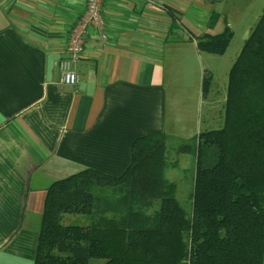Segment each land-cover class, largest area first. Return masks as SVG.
Masks as SVG:
<instances>
[{
    "label": "crops",
    "instance_id": "crops-1",
    "mask_svg": "<svg viewBox=\"0 0 264 264\" xmlns=\"http://www.w3.org/2000/svg\"><path fill=\"white\" fill-rule=\"evenodd\" d=\"M85 3L0 0V264H33L53 182L88 168L120 176L138 137L179 145L198 134L182 60L223 30V0H104L107 38L90 31L66 86L56 64Z\"/></svg>",
    "mask_w": 264,
    "mask_h": 264
},
{
    "label": "trees",
    "instance_id": "trees-1",
    "mask_svg": "<svg viewBox=\"0 0 264 264\" xmlns=\"http://www.w3.org/2000/svg\"><path fill=\"white\" fill-rule=\"evenodd\" d=\"M219 18L212 12L208 27ZM232 37L225 25L197 48L222 55ZM209 87L206 75L203 95ZM166 141L163 133L134 139L120 176L88 168L53 182L33 264H263L264 10L228 73L223 125L177 148L195 157L190 210L165 177ZM64 214L90 222L62 224Z\"/></svg>",
    "mask_w": 264,
    "mask_h": 264
},
{
    "label": "rangeland",
    "instance_id": "rangeland-1",
    "mask_svg": "<svg viewBox=\"0 0 264 264\" xmlns=\"http://www.w3.org/2000/svg\"><path fill=\"white\" fill-rule=\"evenodd\" d=\"M263 10L264 0H223V5L221 4L217 10L224 16L219 22V29L226 25L230 27L233 34L226 51L221 56L201 52L200 58L191 57V50L186 52V60L185 57L182 60L181 73L188 85L193 130L197 128L198 134L205 130L219 129L223 125L228 73L244 46L248 31H252ZM206 57H210L211 60L208 61ZM206 75L209 77V91L205 95L199 93V95L192 96L197 83H201L202 76ZM175 144L174 142L166 143L169 169L165 172V177L176 184V199L180 205L185 210H190L195 157L192 152L178 154L179 145ZM70 221L77 225L82 223L85 225L90 222L86 217L64 214L62 224H67ZM104 263L105 260L89 261V264Z\"/></svg>",
    "mask_w": 264,
    "mask_h": 264
},
{
    "label": "built area",
    "instance_id": "built-area-1",
    "mask_svg": "<svg viewBox=\"0 0 264 264\" xmlns=\"http://www.w3.org/2000/svg\"><path fill=\"white\" fill-rule=\"evenodd\" d=\"M104 0H86L85 9L71 29L65 44L66 57L57 62L61 73V82L66 86H74L78 82V76L73 69V64L83 53L85 39L94 31L100 41L107 38L105 24L101 16V6Z\"/></svg>",
    "mask_w": 264,
    "mask_h": 264
},
{
    "label": "water",
    "instance_id": "water-1",
    "mask_svg": "<svg viewBox=\"0 0 264 264\" xmlns=\"http://www.w3.org/2000/svg\"><path fill=\"white\" fill-rule=\"evenodd\" d=\"M250 32H251V31L249 30L248 33H247V35H246V38L248 37V34H249Z\"/></svg>",
    "mask_w": 264,
    "mask_h": 264
}]
</instances>
